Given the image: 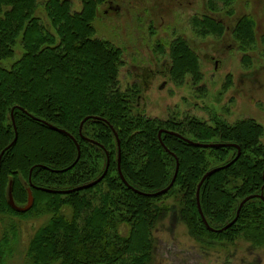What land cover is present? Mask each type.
I'll return each mask as SVG.
<instances>
[{"label":"trees","instance_id":"1","mask_svg":"<svg viewBox=\"0 0 264 264\" xmlns=\"http://www.w3.org/2000/svg\"><path fill=\"white\" fill-rule=\"evenodd\" d=\"M216 1L209 0L213 9ZM223 1L225 7L235 2ZM99 2L82 0V11L74 13L70 1L50 0L46 8L53 34L33 18L36 0H0V61L12 56L11 47L22 33L27 53L11 71L0 68V156L16 139L12 116L18 134L1 165L0 264H9L18 252L17 219L47 220L28 239L26 264H150L154 232L167 211L161 202L169 196H176L193 237L234 242L233 235H243L264 245L263 200L246 204L237 223L221 234L206 228L197 202L203 178L234 162L238 148L236 163L210 177L201 189L209 227L225 229L236 220L244 200L264 196L263 128L254 121L210 127L196 119L160 121L132 114L127 102L131 97L119 90L121 52L91 38ZM199 26L205 36L224 31L211 19ZM234 35L242 46L255 43L253 20H241ZM170 60L174 80L187 73L201 79L198 57L181 39L172 45ZM24 138L28 141L18 149ZM184 140L238 148H196ZM120 153L128 186L119 175ZM108 160V175L93 188L69 195L40 190L70 191L92 184L103 176ZM178 164L169 193L158 198L136 193L166 190ZM22 176L34 196L32 209L25 213L15 211L5 193L13 178L15 204L28 203L18 179ZM6 218L10 222L4 227Z\"/></svg>","mask_w":264,"mask_h":264},{"label":"rangeland","instance_id":"2","mask_svg":"<svg viewBox=\"0 0 264 264\" xmlns=\"http://www.w3.org/2000/svg\"><path fill=\"white\" fill-rule=\"evenodd\" d=\"M49 1L36 0L33 18L54 34L46 8ZM62 1H70L74 13L83 9L82 0ZM245 18L255 23L256 40L248 47L234 35ZM204 19L221 24L223 34L205 36L199 26ZM91 25L93 40L121 52L119 90L132 98L127 101L132 114L160 121L196 119L210 127L216 122L234 127L254 121L263 128L264 148V0H235L230 7L217 0L215 9L209 0H102ZM180 39L198 57L199 81L191 73L171 78L170 50ZM11 54L0 61L1 69L11 71L26 57L23 33ZM27 141L21 140L18 149ZM18 179L29 196L27 180ZM5 189L11 202L13 178ZM175 197L162 199L167 211L154 232L150 264H264V245L243 235H233L234 242L193 237ZM8 222L6 218L2 225ZM46 222L16 220L19 249L9 264H26L28 239Z\"/></svg>","mask_w":264,"mask_h":264},{"label":"water","instance_id":"3","mask_svg":"<svg viewBox=\"0 0 264 264\" xmlns=\"http://www.w3.org/2000/svg\"><path fill=\"white\" fill-rule=\"evenodd\" d=\"M12 120H13V123H14V126H15V130H16V139H15V141L12 143V145L9 146V147H8V148H7L2 154H1V156H0V173H1L2 159H3V156H4L5 152L8 151V150H10V149H11V148L17 143V141H18L17 128H16V124H15V119H14L13 116H12ZM85 123H86V121L83 122V124L81 125V128H80V133H81V134H82V130H83V127H84ZM51 129L54 130V131H56V132L63 133V134H66V135H69V134H67V133H65V132H63V131H61V130L55 128V127H51ZM163 133H164V132H160V134H159V138H160V141H161L162 145L164 146V143H163V141H162V135H163ZM171 135L176 136V137H178V138H181V137H180L179 135H177V134H173V133H171ZM116 136H117V135H116ZM69 137H70V136H69ZM117 139H118V136H117ZM184 141H185L186 143L190 144L191 146H194V147H196V148H203V149H218V148H226V147H236V146H233V145H203V144H197V143L191 142V141H189V140H184ZM118 143H119V141H118ZM119 145H120V143H119ZM164 147H165V146H164ZM236 148H238V147H236ZM238 150H239V154H238L237 159H236L234 162H232V163L229 164L228 166H225V167H222V168H217V169H214V170H212L211 172H209V173L203 178V180L201 181V183H200V185H199V187H198L197 202H198L199 213H200V215H201V217H202V220H203L205 226L207 227V229H208L210 232H213V233H219V234H221V233L226 232V231L229 230L230 228H232V227L237 223L238 219L240 218V215H241V212H242L243 208L245 207V205H246L248 202H250V201H252V200H254V199H256V198H259V199H261V200L264 201V196H257V197H250V198H247V199H246L245 201H243V203L240 205V208H239V210H238V214H237V218H236V220H235L232 224H230L229 226H227L225 229H223V230H221V231H215V230H213V229H211V228L209 227V225H208V223H207V221H206V219H205V217H204V214H203V212H202V209H201V203H200L201 189H202L204 183H205L210 177H212V176H214V175L220 173L221 171L227 170L228 168H230L232 165H234V164L236 163V161H237V160L239 159V157L241 156V151H240L239 148H238ZM78 151H79V159H80L81 154H80V148H79V147H78ZM79 159H78V160H79ZM108 159H109V158H108ZM109 166H110V163H109V160H108V164H107V167H106V170H105L103 176H102L101 178H99L96 182H94V183H92V184H89V185H87V186H83V187H80V188H77V189H74V190H70V191H54V190H46V189H40V190L43 191V192L49 193V194L69 195V194H72V193H76V192H80V191H84V190H87V189L93 188V187L97 186L98 184H100V183L106 178V176L108 175V172H109ZM179 167H180V166H179V164H178V166H177V170H176V174H175V178H174L172 184H171L166 190H164V191H162V192H160V193H158V194H155V195H146V194L139 193V192H137V191H136V193H137V194H140V195H143V196H146V197H148V198H158V197H161V196L166 195V194L169 193V192L171 191V189L174 187V184H175V182H176V180H177V177H178V174H179ZM32 173H33V170L31 171V175H30V183H31ZM119 175H120L121 179L123 180V182L125 183V185L128 186V184L126 183V181H125V179H124V177H123V175H122V171H121V153H120V155H119ZM34 189H35V187H34ZM10 205H11V207H12L15 211H17V212H20V213L28 212L29 210L32 209V207H33V205H34V197H33V193H32V191H29L28 204H27V206H26L25 208H19V207H17L16 204H15V201H14L13 199H11Z\"/></svg>","mask_w":264,"mask_h":264}]
</instances>
